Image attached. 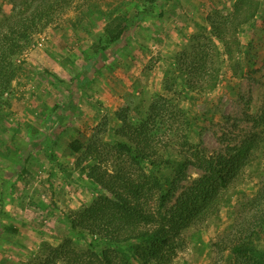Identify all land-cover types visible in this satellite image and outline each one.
I'll return each instance as SVG.
<instances>
[{"label": "rangeland", "instance_id": "1", "mask_svg": "<svg viewBox=\"0 0 264 264\" xmlns=\"http://www.w3.org/2000/svg\"><path fill=\"white\" fill-rule=\"evenodd\" d=\"M40 1L0 0V31ZM69 2L55 9L50 24L30 30L12 58L16 75L0 104V264H101L83 245L95 232L85 229L81 239L73 231L65 241L57 228L110 197L83 172L86 164L105 172L104 181L118 168L134 178L141 174L128 157L103 145L127 140L120 128L131 133L148 117L162 159L223 156L256 135L217 209L181 231L176 241L182 246L170 263L229 264L223 248L236 224L264 206L261 198L255 206L264 190V0ZM133 25L112 45L110 32ZM67 103L74 105L71 117L49 129L53 107ZM72 141L95 143L99 151L72 152ZM142 168L169 189L173 168ZM185 174L165 210L201 172L188 166ZM156 183L140 201L151 210L158 205ZM252 246L264 251V232Z\"/></svg>", "mask_w": 264, "mask_h": 264}, {"label": "trees", "instance_id": "2", "mask_svg": "<svg viewBox=\"0 0 264 264\" xmlns=\"http://www.w3.org/2000/svg\"><path fill=\"white\" fill-rule=\"evenodd\" d=\"M72 1L41 0L28 14L23 12L17 20L12 21L8 25V32L0 31V104L16 75L12 58L21 51V41L26 39L30 30L38 24L42 27L50 24L55 9ZM133 28L134 25L130 26L128 31H119L115 35L108 31L112 45L124 41ZM156 107L155 102L150 109L155 111ZM72 109L74 105L71 103L64 104L60 110L54 106L48 128H56L60 120L69 119L71 114H67V111L71 113ZM150 118L137 124L131 133H127L124 127L120 128V132L127 140L103 145L104 151L111 145V150L116 152L118 157H128L134 166L141 169V174L134 178L130 173H122L123 171L118 168L111 174V178L107 181L105 179V182V172L97 174L96 168L91 169V164H86L82 168L83 172L86 171V176L100 185L101 191L110 197H99L93 206L84 209L75 219L68 217L62 220L64 227L57 228V235L63 237L65 241H69L75 235L73 231L81 239L85 236V229L95 232L91 235L90 241L84 242L83 245L92 251L93 259L99 260L101 264H170L175 249L182 246V240L176 241L181 231L186 226L205 219L217 209L220 193L229 186L245 165L250 149L247 144L250 145L252 143L250 141H254L256 136L252 135L250 140H245L239 147L228 148V152L223 156L191 155L192 159L185 157L181 161L171 156L162 159L157 156L158 152L152 145L153 137L148 134ZM40 139V142H43L46 137ZM88 145L72 141L68 147L76 153L99 151L95 143ZM89 155L92 156L93 153ZM142 165H150L152 168L158 166L173 168L174 176L169 189L164 190L162 186L164 180L161 176L158 179L152 176L148 178L143 172ZM188 166L197 168L201 175L183 186L173 206L165 210L166 204L174 197L179 186L187 181L185 172ZM156 182L161 184L158 188L160 190L157 196L158 205L157 210H151L144 207L140 201L144 199L146 191L157 184ZM258 194L256 197L259 203L255 205L257 208L261 199L264 203V190L258 191ZM142 224L152 225L153 229L139 228ZM260 232H264V206L261 213L251 221L243 219L236 224L229 246L223 248L231 255L229 264H264V251L252 246V241ZM115 251L121 252L123 256Z\"/></svg>", "mask_w": 264, "mask_h": 264}]
</instances>
